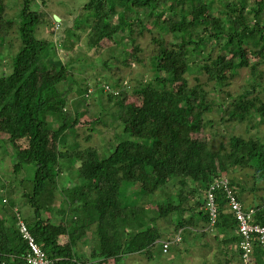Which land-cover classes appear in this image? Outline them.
Segmentation results:
<instances>
[{
  "label": "trees",
  "instance_id": "trees-1",
  "mask_svg": "<svg viewBox=\"0 0 264 264\" xmlns=\"http://www.w3.org/2000/svg\"><path fill=\"white\" fill-rule=\"evenodd\" d=\"M36 1L0 0V149L10 142L16 159L7 165L14 176L0 185L7 188L0 199V264H29L19 218L51 264H118L135 253L153 259L158 220L169 215L175 235L223 231V239L215 233L227 259L220 264H235L233 257L250 264L225 190H215L212 228L206 191L227 178L249 208L240 173L248 168L264 177V0H88L58 38L54 13L34 9ZM40 25H51L49 36L36 34ZM146 32L156 45L148 63L139 42ZM89 46L99 48L98 57ZM253 54L259 59L251 61ZM135 63L149 65L152 76L132 85L89 74ZM243 67H250L248 84L229 88ZM94 101L100 107L91 113ZM245 122L246 133L232 132ZM30 162L34 175L20 177ZM68 168L85 184L68 181ZM21 197L33 214H23ZM251 207L263 224L264 199ZM174 237L161 242L163 252ZM252 259L264 264L261 246L254 245Z\"/></svg>",
  "mask_w": 264,
  "mask_h": 264
},
{
  "label": "rangeland",
  "instance_id": "rangeland-1",
  "mask_svg": "<svg viewBox=\"0 0 264 264\" xmlns=\"http://www.w3.org/2000/svg\"><path fill=\"white\" fill-rule=\"evenodd\" d=\"M86 1L88 0H48L46 6H44L41 0H37L33 4V8L34 9L36 8L44 9L50 13L57 14L60 17L59 21H56V23L52 24V28L57 31L55 32V36H56L55 38H58L60 36L62 26H71L73 24L74 17L77 14H79L81 7ZM63 19H64V23L58 24V22H61ZM39 30L44 31V32H39ZM49 30H51V25H48V26L40 25L38 30H36L37 31L36 34L38 35V34L43 33L45 34V36H49L50 35ZM152 37L153 36L150 33L146 32L144 33L142 37L139 38L140 45L144 49L142 51V55L146 63H148V58L146 59V57L149 56V54H151L156 48V45L152 42ZM166 37L170 38L171 36L170 34H167ZM86 40H87V35L84 34L82 37V42L85 43ZM82 45L85 46V44H82ZM88 51H89L88 53L92 57L99 56L98 47L89 46ZM59 52L60 54H63L65 52L61 46H60ZM258 59L259 58L256 57L255 54L250 55L251 61L258 60ZM262 67L264 68V64L262 65ZM89 70H90L89 74L93 75L94 78H97L100 81H102V77L105 74H109L110 77H112L113 75V78L122 77L124 84L129 83L132 85L137 84L138 81L149 79L152 76V72H151V69L149 68V65H139L137 63H135L131 68H127V69L124 68L121 71L116 72V69H114V71H112L113 74H111V72L108 73L107 71H104V70L103 71L100 70V74L97 72H93L92 70L94 69H89ZM201 76L203 77V75ZM250 76H251L250 67L241 68V70L239 71L238 75L235 77V79L233 80V83L231 84L229 88H235L236 90L242 91V87L248 84ZM188 77H189L190 83L195 82L194 75H190ZM110 81L113 82V80H110ZM91 103L92 104L89 107V111L93 113L96 110H98V108L100 107V103L98 101H94ZM87 113H86V110H81V115H83V117L85 118L83 119V121H85L86 119H89L88 117L89 114ZM210 116L216 120L219 119L220 117V115L216 112L210 114ZM247 126L248 125L246 122L237 124L232 132L246 133ZM80 127L85 128L86 126L81 125ZM219 127L222 130V126H219ZM84 128H79V132H81V134L83 133V135L87 133V131ZM259 129H260L259 130L260 132H263L264 124L261 123L259 126ZM225 130L226 128H223L222 131H225ZM227 130H229V128ZM223 138H224L223 136H219L217 137V140L221 141ZM74 139H75L74 135L70 134L69 142H73ZM93 140L95 141L94 144L97 143L99 141V136L98 135L95 136ZM13 149L14 148L12 147L10 142L9 144H6V143L3 144L2 149H0V157L4 159L0 161V164H4V161H5V164L2 166L1 171H0V185L2 184L1 183L2 180L4 182L10 181L11 178L14 176V175L12 176V174L8 171L9 169L7 166L9 164H12L16 160L15 151ZM243 170L244 171L240 173V178L242 181H244L245 188L247 189L245 193H248V190H250L254 197L255 204H259L264 199V177L254 178V175H255L254 170L251 171L248 168H244ZM34 172H35L34 163L32 162L26 163L24 165L23 172L20 174V177L31 178L34 175ZM63 173L65 174L66 177H68L69 180L68 179L67 180L70 181L71 183H73V181L76 180L75 182L76 184H81V185L85 184L84 182L81 183L82 180L79 176V173L76 170L68 168V169H64ZM6 189H7L6 187H4L3 189L2 186H0V199L2 198L3 195L7 194ZM124 190L126 189L124 188ZM124 194L125 192L123 193V195ZM202 197H204V195H202ZM244 200H245L244 202H247L246 199ZM19 202H21V205L23 207L22 210H23L24 215L33 214L32 207L29 204L27 205L25 203V200L22 197ZM170 217L172 218L174 216L169 215L168 217L158 220V225L160 226V231H161V239L158 240V242L156 243L154 247L153 259L148 260L146 257L135 253V254L128 255L121 263H118V264H200V263L203 264L206 262H209L211 264H220V262L222 263L223 261L226 262L227 260L226 254L224 253V251H222V249H220L222 247V244L219 245L220 243L219 240L215 239L216 235H218V238L220 239L219 234L215 235L217 231L211 232L212 234L209 236H204V235L197 234L194 232L191 233V229H188L187 231L182 232L183 240L181 242L172 244L170 249L167 252H163L161 242L168 238H173L176 232L174 230L173 223H171L170 221ZM174 220L176 222V218H174ZM65 241L67 243V238H65ZM207 242L209 244L206 245L205 243ZM78 247H79L78 248L79 251L84 252L85 254L88 251V246L86 244L83 245L80 243ZM223 249H225L224 246H223ZM231 260L235 264H241L239 262L238 257H233L231 258ZM251 260L252 261L250 264H253L254 261L253 259Z\"/></svg>",
  "mask_w": 264,
  "mask_h": 264
},
{
  "label": "built area",
  "instance_id": "built-area-1",
  "mask_svg": "<svg viewBox=\"0 0 264 264\" xmlns=\"http://www.w3.org/2000/svg\"><path fill=\"white\" fill-rule=\"evenodd\" d=\"M105 88L109 89V85H106ZM217 188H223L225 190L228 199V205L231 211L234 213L239 225L238 234L242 238L240 242L242 258L245 262H249L252 259L255 244L261 246V248L264 250V223L261 224L255 221V217L258 212L257 208H245L243 203L237 198L231 189L228 179L219 178L213 180L206 191V208L209 212L211 228L214 227L218 219V206L215 194V190ZM18 226L21 235L29 245V250L26 255L27 262L29 264H51L50 259L39 246L23 219L19 218ZM181 240L182 234L181 230H179L172 241L163 242L164 251H167L171 244L178 243Z\"/></svg>",
  "mask_w": 264,
  "mask_h": 264
},
{
  "label": "crops",
  "instance_id": "crops-1",
  "mask_svg": "<svg viewBox=\"0 0 264 264\" xmlns=\"http://www.w3.org/2000/svg\"><path fill=\"white\" fill-rule=\"evenodd\" d=\"M247 190V189H246ZM246 195V196H245ZM244 199H246V205H247V207H250L251 205L252 206H254V205H256L255 204V202H254V197H253V195H252V193H249V191H248V193H245V191H244ZM217 233L219 234V236H220V239H223V238H225L224 236L226 235L223 231H220V230H217ZM216 239V238H215Z\"/></svg>",
  "mask_w": 264,
  "mask_h": 264
},
{
  "label": "water",
  "instance_id": "water-1",
  "mask_svg": "<svg viewBox=\"0 0 264 264\" xmlns=\"http://www.w3.org/2000/svg\"><path fill=\"white\" fill-rule=\"evenodd\" d=\"M54 17H55L56 21L60 20V17L57 14H54Z\"/></svg>",
  "mask_w": 264,
  "mask_h": 264
}]
</instances>
